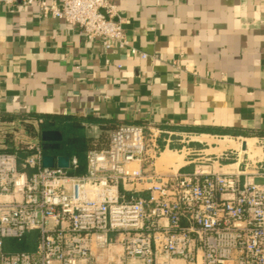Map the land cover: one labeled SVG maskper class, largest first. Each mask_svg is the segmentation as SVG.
<instances>
[{"label":"crops","instance_id":"1","mask_svg":"<svg viewBox=\"0 0 264 264\" xmlns=\"http://www.w3.org/2000/svg\"><path fill=\"white\" fill-rule=\"evenodd\" d=\"M110 1L126 48L91 42L25 0L0 5V125L22 127L42 147L26 125L44 116L104 120L83 123L96 141L121 125L158 130L161 173L194 170L185 148L226 168V142L264 163V0ZM5 143L17 148L16 139Z\"/></svg>","mask_w":264,"mask_h":264},{"label":"built area","instance_id":"2","mask_svg":"<svg viewBox=\"0 0 264 264\" xmlns=\"http://www.w3.org/2000/svg\"><path fill=\"white\" fill-rule=\"evenodd\" d=\"M25 4L79 28L91 42L128 47L110 0ZM160 137L121 125L107 148L88 153L81 176L73 174L76 157L67 169L44 168L37 141L0 151V264H264V183L256 182L264 179V163L248 147L224 151L226 168L185 148L180 153L194 170L161 173ZM31 233L32 252L6 251L7 240Z\"/></svg>","mask_w":264,"mask_h":264},{"label":"trees","instance_id":"3","mask_svg":"<svg viewBox=\"0 0 264 264\" xmlns=\"http://www.w3.org/2000/svg\"><path fill=\"white\" fill-rule=\"evenodd\" d=\"M83 123H96L105 127L104 120L95 118H77L73 116H44L38 127L26 125V130L32 135L40 136L47 131H60L63 134L62 149L54 151V155H66L76 157L78 160V168L73 173L81 176L87 170V156L91 150L101 148L100 144L108 147V140L99 141L88 138ZM106 124V125H105ZM101 140V138H100ZM106 147V148H107ZM11 151V150H9ZM44 155L50 154L49 151L43 150ZM37 243L36 233L28 234L22 241L7 240L5 249L7 252H32Z\"/></svg>","mask_w":264,"mask_h":264},{"label":"water","instance_id":"4","mask_svg":"<svg viewBox=\"0 0 264 264\" xmlns=\"http://www.w3.org/2000/svg\"><path fill=\"white\" fill-rule=\"evenodd\" d=\"M63 134L61 132L47 131L41 134L44 150H60L62 149ZM69 157L61 156L57 160L53 156H45L43 159L44 168H62L69 167Z\"/></svg>","mask_w":264,"mask_h":264},{"label":"rangeland","instance_id":"5","mask_svg":"<svg viewBox=\"0 0 264 264\" xmlns=\"http://www.w3.org/2000/svg\"><path fill=\"white\" fill-rule=\"evenodd\" d=\"M25 136L26 134L24 130L22 129V127L15 128L13 127V125H7V126L0 125V151L5 150L6 145H7L5 143L6 141L9 143H12L16 139L17 140V143H15L16 147L22 145L25 142L31 141L29 138L25 139ZM196 151H201V150H196ZM168 165H173V162L168 163Z\"/></svg>","mask_w":264,"mask_h":264},{"label":"bare ground","instance_id":"6","mask_svg":"<svg viewBox=\"0 0 264 264\" xmlns=\"http://www.w3.org/2000/svg\"><path fill=\"white\" fill-rule=\"evenodd\" d=\"M224 142H226V141H224ZM228 143H229L230 146H234L233 142H228ZM228 143L226 142L225 144H228ZM223 144H224V143H222L221 145H223ZM225 144H224V145H225ZM237 145H238V144H237ZM230 146H229V147H230ZM236 147H237V146H236ZM238 147H239V146H238ZM238 147H237V148H238ZM231 148H233V147H231Z\"/></svg>","mask_w":264,"mask_h":264}]
</instances>
